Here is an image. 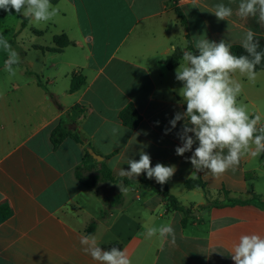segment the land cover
<instances>
[{
  "label": "crops",
  "instance_id": "0c3cea01",
  "mask_svg": "<svg viewBox=\"0 0 264 264\" xmlns=\"http://www.w3.org/2000/svg\"><path fill=\"white\" fill-rule=\"evenodd\" d=\"M50 2L58 15L48 22L24 19V56L14 66V76L0 75V264H99L82 251L79 241L87 234L95 235L103 250H126L132 264H234L232 245L241 235L264 236V208L206 205L225 200L224 191L231 198L259 195L264 200V154L242 157L234 172L219 178L197 173L188 159L192 152L178 156L175 149L182 142L177 133L185 121L168 134L165 129L171 128L177 112L185 111L179 95L183 84L175 78L184 62L169 69L166 58L177 50L188 51V36L196 54L195 43L202 38L217 43L224 39L234 47L251 29L264 40V25L258 17L235 14L240 0H178L187 30L169 0ZM219 3L233 9L227 21L210 12ZM62 34L71 44L59 52L46 50ZM74 73L84 74L87 83L70 92ZM257 73L254 84L237 74L244 84L238 103L250 114H260L264 124V70ZM130 103L142 116L135 129L119 117ZM62 119L76 124L83 142L68 136L54 143L52 134ZM88 148L104 157L116 178L129 179L118 173L130 170L128 160H139L142 151L150 155L153 167L174 166L164 186L189 215L145 182L85 187L76 171ZM96 162H87L85 175L98 174ZM147 179L146 173L131 178ZM196 179L205 183V190L187 188ZM119 185L128 190L121 193ZM115 193L123 196V203L106 205L104 195ZM92 221L96 228L88 233ZM163 224L174 228V244L171 237L163 245L157 237L145 239L146 226Z\"/></svg>",
  "mask_w": 264,
  "mask_h": 264
},
{
  "label": "clouds",
  "instance_id": "9594fccd",
  "mask_svg": "<svg viewBox=\"0 0 264 264\" xmlns=\"http://www.w3.org/2000/svg\"><path fill=\"white\" fill-rule=\"evenodd\" d=\"M0 9L9 13L15 10L16 14L37 23L48 22L59 12L50 0H0ZM210 12L222 21L233 16V9L223 3L216 4ZM235 14L242 19L258 17V22L264 25V0H240ZM255 35L251 29L243 34L241 46L246 55H234L231 43L224 39L217 43L206 38L196 41L198 54L183 52L184 63L176 69L175 78L183 84L179 95L186 103V111L175 114L169 122L171 128H166L165 134L174 129L178 121H185L177 133L182 146L176 147L175 152L178 156L192 152L188 159L197 173H211L213 178H219L229 170L234 172L242 157L256 158L264 154L261 115L250 114L246 105L238 103L244 84L237 74L254 84L258 75L256 67L264 58V52L258 51L259 42ZM0 47L7 52L4 69L14 76V66L21 62L19 53L12 49L2 33ZM127 164L130 170L120 169L118 174L121 177L131 179L146 173L147 178H154L161 185L175 173L174 166L157 163L153 167L150 155L143 151L139 160L129 159ZM119 187L121 193L128 190ZM143 235L145 239L157 237L161 245L168 237H171V243H175V231L170 224L146 226ZM79 242L82 251L99 264H132L126 250L117 247L103 250L95 235H84ZM231 259L234 264H264V236L256 233L241 235L232 245Z\"/></svg>",
  "mask_w": 264,
  "mask_h": 264
},
{
  "label": "trees",
  "instance_id": "16d2710c",
  "mask_svg": "<svg viewBox=\"0 0 264 264\" xmlns=\"http://www.w3.org/2000/svg\"><path fill=\"white\" fill-rule=\"evenodd\" d=\"M169 3L175 7L176 12L180 18L182 25L184 26L185 30H187L186 19H185V16L183 15V13L181 12L180 8L178 7V0H169ZM23 23L25 26L26 20H24ZM255 39L259 42L258 51L264 52V40L259 38V37H255ZM54 43H55V47H48L46 50H50L53 52H59L71 44L70 41L67 39V36L65 34H62L60 36H56L54 38ZM43 50H45V49H43ZM188 51L194 52V49H193V46H192V43H191L189 36H188ZM231 51L234 55H246V52L244 51V49L242 48L241 45H236V46L232 47ZM194 54H196V53L194 52ZM182 57H183V51H180V50H177L171 56L167 57L166 58V64H167L168 68L169 69L175 68L177 66V64L179 63V61L182 59ZM262 70H264V58H262L261 63L259 65H257V67H256L257 72L262 71ZM27 72L30 75H34L29 70ZM36 78L38 80V83L41 85L40 78L38 76H36ZM86 83H87V79H86V76L84 74L74 73V75L72 76L69 91L70 92H76V91L80 90ZM46 91H48V89H46ZM48 93L50 94L54 104L59 109H61V105H60L57 97L49 91H48ZM185 111H186V107H185ZM119 117H120L121 121L123 122V124L125 126L131 128V129H135L142 120L141 114L137 111L136 107L132 103L128 104L126 107H124L120 111ZM68 136L72 137L76 141H81V142L84 141L81 133L77 129L76 124L71 123V124L67 125L65 123V121H63V119H62L53 131V134H52L53 141L55 144H58L65 137H68ZM88 161L95 162V159L89 153L86 154L83 165L80 166L76 171V176H77L78 180L85 187H87L89 189L99 190L101 188L102 182H108V181L113 182V183L123 182L125 185H135V184L140 183V182H145L153 190H155L159 194H162L164 197H167L171 206L174 207V209L181 211V212H184L186 216L189 215L190 210H188L184 206L179 205L176 198L173 195L169 194L168 188L166 186L161 185L159 183L153 184V183L143 181V180L142 181H135V180L125 179V178H116V177H114L112 171L107 166L105 161L96 162L98 165H100V168L98 170L97 175L87 176L84 174V170L87 168L86 164ZM187 188L188 189L202 188L205 190L206 185L201 179L189 180L187 182ZM224 193H225V200H223V201L216 200V201L208 202V205H206V207H209V206L223 207V206L250 205V204H252V205L264 208V200L259 195H253L252 197H250L248 199H237V198L229 197L228 191H224ZM104 200H105L106 205H112V206H114L116 204H122L124 201L123 196L121 194H116V193L110 194V195H104ZM105 214H106V212L103 211L102 216H104ZM183 224L184 225L187 224L186 218H184ZM95 228H96V222L92 221L87 228L88 233H93L95 231Z\"/></svg>",
  "mask_w": 264,
  "mask_h": 264
},
{
  "label": "rangeland",
  "instance_id": "374dc122",
  "mask_svg": "<svg viewBox=\"0 0 264 264\" xmlns=\"http://www.w3.org/2000/svg\"><path fill=\"white\" fill-rule=\"evenodd\" d=\"M24 17L15 13L12 10L10 13L0 9V33H2L11 44L12 49L19 53L20 59L24 56V49L22 46V35H20L24 26ZM31 28V27H30ZM29 31V30H28ZM7 59V52L0 47V75L8 74L2 64ZM149 179H147V182ZM264 185V178L261 180Z\"/></svg>",
  "mask_w": 264,
  "mask_h": 264
},
{
  "label": "water",
  "instance_id": "95a60500",
  "mask_svg": "<svg viewBox=\"0 0 264 264\" xmlns=\"http://www.w3.org/2000/svg\"><path fill=\"white\" fill-rule=\"evenodd\" d=\"M87 151H88V153H89L94 159H96L97 161H100V162H101V161L104 160V157H103L102 155L96 153V152L94 151V149H92V148H88ZM198 213H200V210H197L196 213H194V214H198Z\"/></svg>",
  "mask_w": 264,
  "mask_h": 264
}]
</instances>
